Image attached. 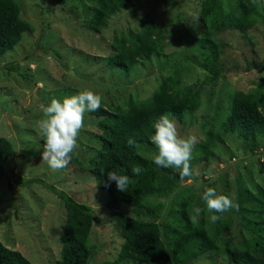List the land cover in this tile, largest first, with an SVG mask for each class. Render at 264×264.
I'll return each mask as SVG.
<instances>
[{"label":"rangeland","instance_id":"rangeland-1","mask_svg":"<svg viewBox=\"0 0 264 264\" xmlns=\"http://www.w3.org/2000/svg\"><path fill=\"white\" fill-rule=\"evenodd\" d=\"M15 1L20 7L21 19L31 24L32 30L23 34L14 50L0 55L1 67L17 62L29 75L25 78L0 69V137L7 139L14 149L0 176V242L6 248L20 252L31 264H57L60 260L65 210L47 184L93 208L100 223L92 227L87 240L95 248L89 264H103L117 258L124 239L115 224L114 211L105 205L108 194L95 188V181L85 166L75 167L70 162L65 169L54 171L43 161L44 133L39 122L52 98L62 100L91 90L101 95L106 104L120 105L130 96L147 99L162 78L171 75L178 76L179 87L200 90V108L184 122L174 118L181 137H196L191 162L194 175L192 184L181 181L168 196L151 201L161 203L163 213L169 212V219L178 223L177 204L189 196L193 216H196L195 208L204 209L196 220L205 217L212 232L220 220H231L229 235L234 241L242 233L251 239L257 229L263 228L257 226L251 230L247 225L254 215L248 210L251 203L247 194L264 185V172L259 171L264 140L259 152L251 153L236 134H228L225 143L218 147V159L206 164L195 162L194 157L201 152L200 141L206 138L207 132L219 129L236 92L257 89L264 108V69L247 68L249 63L264 62V0L258 2L256 25L245 35L230 29L219 34L223 42L217 66L220 74L215 82L208 84H203L212 76L204 66L208 52L196 43L201 31L198 18L202 0H134L127 9L113 15L101 33L90 28L102 13L98 0ZM146 19L166 27L165 56L139 64L129 77L107 70L103 61L111 51L113 37L137 32ZM53 51L60 59L52 56ZM99 133L97 119L86 113L79 147L73 152L83 165L100 148ZM146 153L154 157L158 150ZM30 179H41L45 185L25 184ZM196 184L201 187L196 188ZM204 187L230 196L238 209L223 213L213 222L211 216L219 214L207 210L202 200ZM119 211L136 217L132 206H122ZM189 264L232 263L225 256L208 253Z\"/></svg>","mask_w":264,"mask_h":264},{"label":"trees","instance_id":"trees-1","mask_svg":"<svg viewBox=\"0 0 264 264\" xmlns=\"http://www.w3.org/2000/svg\"><path fill=\"white\" fill-rule=\"evenodd\" d=\"M134 0H98L102 13L97 23L90 28L101 33L110 18L127 9ZM259 0H202L199 21L201 31L196 39L198 47L208 52L204 66L212 76L203 84L215 82L220 74L218 64L222 55L223 42L218 37L225 30H234L245 35L257 23ZM32 30L31 24L20 17V7L15 0H0V55H4L21 42L23 34ZM166 27L144 20L137 32L113 37L110 53L104 57L107 70L129 77L134 69L153 58L164 57V35ZM47 51L45 53L47 54ZM52 56L60 59L56 51ZM28 58V57H27ZM97 60V58L95 59ZM9 64V63H8ZM23 77L18 63L1 67ZM249 70L264 69L262 64L249 63ZM177 75L163 77L150 97L139 100L130 96L120 105H108L102 101L98 111L89 115L97 119L100 131V148L83 165L72 153L71 164L85 166L95 181L97 190L108 194L106 206L113 210L115 224L120 230L124 243L117 258L103 264H189L208 253L225 256L232 264H264V185H258L256 191L248 192L249 211L254 215L247 221L250 229L263 227L255 231L251 239L243 235L239 240L229 235L231 220H220L216 230L211 231L205 217L193 223L191 212L192 199L187 196L177 204L176 215L179 222L170 220V214L163 213L161 203L152 202L153 198L169 195L171 189L181 182L179 170L160 168L153 162L147 151L157 150L150 137L154 134L153 124L163 114H169L184 122L201 106L200 90L193 87H179ZM228 134H236L245 148L251 153L259 152L264 140V108L257 89L236 92L228 113L219 129H210L206 138L200 141L201 152L194 157L195 162L210 164L220 157L218 147L225 143ZM128 138L136 141L134 146L127 144ZM44 146V140L42 141ZM14 155L12 144L0 137V176L5 165ZM264 157V153H262ZM259 171L264 172V159L259 163ZM140 166L142 172L135 176L132 168ZM101 169L104 172H101ZM116 171L127 175L132 183L127 192H120L115 182L110 186L107 172ZM41 183V179H30L25 184ZM61 200L65 210V222L61 225L60 260L57 264H89L94 254V246L87 243L94 225L100 222L92 207L80 203L67 193L45 185ZM122 206H132L136 217L122 214ZM169 216V217H168ZM0 264H31L20 252L6 248L0 242Z\"/></svg>","mask_w":264,"mask_h":264},{"label":"clouds","instance_id":"clouds-1","mask_svg":"<svg viewBox=\"0 0 264 264\" xmlns=\"http://www.w3.org/2000/svg\"><path fill=\"white\" fill-rule=\"evenodd\" d=\"M74 76V73H70ZM102 96L91 90L79 92L77 95L52 98L44 108V118L39 122V127L44 133V146L42 159L47 161L48 166L54 171L65 169L72 160V153L79 147L78 138L80 131L85 126L86 113L98 111L102 105ZM154 134L150 137L151 142L158 150L153 157V162L160 168H175L179 170L180 179L183 183L192 184L194 175L192 170L193 150L196 145V137H181L178 131L177 121L170 118L169 114H163L153 124ZM127 144L134 146L136 141L128 138ZM264 159V157H262ZM103 173L104 170L101 169ZM142 168H132L135 176L140 175ZM217 177H213L215 179ZM110 186L115 182L120 192H127L132 180L127 175L118 174L116 171L107 172ZM200 188V184L195 185ZM208 211L218 213L212 215L213 222L219 220L223 213L232 209H238V204L230 196L218 194L215 188L204 187L202 193ZM204 209H194L196 216L192 217L193 223L196 217Z\"/></svg>","mask_w":264,"mask_h":264}]
</instances>
